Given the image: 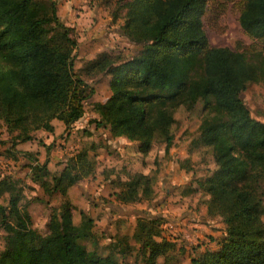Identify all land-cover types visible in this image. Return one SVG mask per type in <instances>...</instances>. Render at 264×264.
<instances>
[{"label":"trees","instance_id":"obj_1","mask_svg":"<svg viewBox=\"0 0 264 264\" xmlns=\"http://www.w3.org/2000/svg\"><path fill=\"white\" fill-rule=\"evenodd\" d=\"M125 9L123 33L141 44L134 55L114 60L107 52L89 59L87 74L106 71L110 94L95 102L97 124L111 135L138 141L146 153L156 137L168 146L180 105L193 109L201 100L204 117L196 143L211 148L215 166L204 177L207 211L224 216L226 232L220 244L202 250L191 264H264V121L251 115L242 97L248 82L264 79V54H247L211 45L203 27L208 0H117ZM238 20L251 36L264 42V0H240ZM77 38L57 12L56 0H0V72L6 78L0 119L15 145L35 137L33 131H53V119L66 127L83 113V78L73 66ZM171 75L166 91L146 89L156 71ZM31 179L49 193H65L94 169L81 149L68 158L51 181L47 162L35 160ZM154 178L141 174L120 183L122 202L148 199ZM0 224L6 230L0 264H121L116 254L135 251L134 264H177L173 243L161 236V217H138L131 244L127 235L115 238L107 255L80 242L92 234V218L81 211L72 219L67 196L50 212L47 231L31 225L22 205L17 180L0 178ZM160 236V237H159ZM159 237V238H158ZM162 257V260L159 258Z\"/></svg>","mask_w":264,"mask_h":264},{"label":"rangeland","instance_id":"obj_2","mask_svg":"<svg viewBox=\"0 0 264 264\" xmlns=\"http://www.w3.org/2000/svg\"><path fill=\"white\" fill-rule=\"evenodd\" d=\"M56 2L60 18L73 27L77 38L73 66L84 81L83 113L68 127L58 119L53 120L52 134L44 129L34 130L35 137L18 142L13 153L6 151L11 144L10 133L0 119V178L9 176L17 180L23 191L21 203L31 216V225L42 233L47 231L52 209L67 196L73 204L75 224L81 221V211L92 218V234L80 239L87 249L105 256L110 243L124 234L133 244L131 235L137 218L160 216L161 236L173 243L169 256L177 264H191V257L220 244L227 226L224 216L207 211L208 194L201 187L204 177L215 166L211 148L195 142L204 117L201 100L193 109L183 105L176 108L170 128L173 137L168 146L156 137L150 150L142 153L138 141L111 135L108 126L97 124L99 114L95 109V102L105 100L110 94L109 74L106 71L87 74L84 65L102 51L114 60L128 58L137 53L141 44L123 33L125 9L117 0H75L67 6L62 0ZM240 4V0H208L203 27L209 43L247 54L256 51L264 54V42L249 35L239 23ZM171 79L170 74L157 70L148 83H136V86L166 91ZM6 84L0 72V100ZM242 97L251 115L264 121V79L248 82ZM81 149L87 150L94 169L65 193H49L31 179L35 160L47 164L52 160L46 176L51 181L65 161ZM54 158L63 163L60 168L56 167ZM141 174L154 178L152 197L120 201L116 195L120 183ZM8 197L7 192L0 195V204H7ZM5 234L0 224V250ZM116 256L121 264H134V250Z\"/></svg>","mask_w":264,"mask_h":264},{"label":"crops","instance_id":"obj_3","mask_svg":"<svg viewBox=\"0 0 264 264\" xmlns=\"http://www.w3.org/2000/svg\"><path fill=\"white\" fill-rule=\"evenodd\" d=\"M57 1V0H56ZM75 0H62V2H63V4L64 5H66L67 3H69V4H72L73 2H74ZM67 6V5H66ZM53 120H55V119H53ZM53 120H52V123H53ZM54 125V124H53ZM45 131H47V130H45ZM52 132L53 131H47L46 133H51L52 134ZM59 159V158H58ZM58 159H56V158H54V161L53 162H56V164H57V168H60L62 165H63V163L62 162H57V160ZM50 163H52V160H51V162H49V164H47L48 165V167H51L50 166ZM263 220H264V215H263Z\"/></svg>","mask_w":264,"mask_h":264}]
</instances>
